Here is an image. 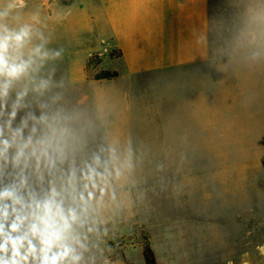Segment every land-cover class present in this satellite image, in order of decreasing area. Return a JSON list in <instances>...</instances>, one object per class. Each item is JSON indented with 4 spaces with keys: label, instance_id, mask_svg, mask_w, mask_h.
I'll return each instance as SVG.
<instances>
[{
    "label": "clouds",
    "instance_id": "clouds-1",
    "mask_svg": "<svg viewBox=\"0 0 264 264\" xmlns=\"http://www.w3.org/2000/svg\"><path fill=\"white\" fill-rule=\"evenodd\" d=\"M23 7L0 0V264H110L109 217L137 169L161 173L165 160L116 136L69 94L55 66L46 68L59 52L43 44L25 51L31 25L5 22ZM250 12L264 40V0ZM262 57L264 45L251 56Z\"/></svg>",
    "mask_w": 264,
    "mask_h": 264
},
{
    "label": "crops",
    "instance_id": "crops-1",
    "mask_svg": "<svg viewBox=\"0 0 264 264\" xmlns=\"http://www.w3.org/2000/svg\"><path fill=\"white\" fill-rule=\"evenodd\" d=\"M76 1L54 0L64 7ZM79 1L95 5L86 16L91 38L83 43L92 48L61 73L66 89L116 136L150 145L165 164L183 162L168 149L184 132L197 137L224 126L239 93L263 96L264 57L251 58L263 40L249 19L261 0ZM100 43L107 45L103 52ZM94 56L99 64L89 74ZM99 70L119 76L97 81ZM184 115L191 123H183ZM159 176L146 166L132 180Z\"/></svg>",
    "mask_w": 264,
    "mask_h": 264
},
{
    "label": "rangeland",
    "instance_id": "rangeland-1",
    "mask_svg": "<svg viewBox=\"0 0 264 264\" xmlns=\"http://www.w3.org/2000/svg\"><path fill=\"white\" fill-rule=\"evenodd\" d=\"M93 8L79 0L65 7L54 0H25L5 22L13 29L31 25L26 52L43 44L60 53L46 68L55 66V79L61 80L65 67L92 48L83 43L91 38L86 16ZM16 15L19 20L11 18ZM106 47L98 45L102 52ZM111 60L108 55L105 63ZM97 65L94 59L88 73ZM252 93L232 101L224 126L197 137L184 132L178 146L168 149L182 163L165 164L154 179L128 183L122 207L106 224L104 255L110 264H145L147 242L159 264H264L258 249L264 245V94L253 100ZM187 119L184 115V124L191 123Z\"/></svg>",
    "mask_w": 264,
    "mask_h": 264
},
{
    "label": "trees",
    "instance_id": "trees-1",
    "mask_svg": "<svg viewBox=\"0 0 264 264\" xmlns=\"http://www.w3.org/2000/svg\"><path fill=\"white\" fill-rule=\"evenodd\" d=\"M94 59H98V57L94 56L89 60L87 64V69L94 62ZM98 64H99V59H98ZM118 76H119L118 73L114 71L99 70L95 73L94 78L95 80L100 81V80L116 79ZM143 257H144L145 264H159L157 261L155 252L149 242H147L144 246Z\"/></svg>",
    "mask_w": 264,
    "mask_h": 264
}]
</instances>
